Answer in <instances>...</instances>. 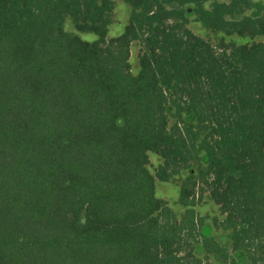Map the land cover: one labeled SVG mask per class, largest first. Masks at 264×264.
Wrapping results in <instances>:
<instances>
[{
  "label": "trees",
  "instance_id": "16d2710c",
  "mask_svg": "<svg viewBox=\"0 0 264 264\" xmlns=\"http://www.w3.org/2000/svg\"><path fill=\"white\" fill-rule=\"evenodd\" d=\"M123 1L107 38L113 0H0V264H213L227 249L200 231L205 192L231 250L264 264V7L228 19L250 0ZM188 8L262 40L212 46ZM67 17L96 39L65 32ZM181 170L179 220L155 178Z\"/></svg>",
  "mask_w": 264,
  "mask_h": 264
},
{
  "label": "rangeland",
  "instance_id": "374dc122",
  "mask_svg": "<svg viewBox=\"0 0 264 264\" xmlns=\"http://www.w3.org/2000/svg\"><path fill=\"white\" fill-rule=\"evenodd\" d=\"M213 1L220 3H228V0H212L205 3V8H210ZM114 8L112 12V21L108 27L107 38L115 37L119 35L124 26L127 23L130 13L129 6L123 0H113ZM264 7V0H250V6L245 9H235L227 16L228 19H239L243 16L257 17L261 13V9ZM186 16L188 18V28L197 36L201 37L205 41L209 42L212 46H218L221 41L226 44L234 45H250L254 42L262 40L261 37H241L236 34H225L220 30H212L205 27L199 22L196 16L191 12L190 8L187 9ZM63 29L65 32L75 34L81 39L86 41H92L96 37L89 33H81L77 31L70 18H65L63 21ZM138 50L139 45L137 42L132 43L130 48V66L132 73H136L138 69ZM168 114L171 113V109L167 108ZM201 159L203 164L207 163V156L201 153ZM148 169L151 174H155L158 166L161 163L160 157L150 152ZM187 170H181L177 175H174L169 181L162 182L155 178V196L167 201L169 207L174 212L176 217L180 220L184 212V207L179 204V185L180 182L186 177ZM196 213L204 218L203 226L201 228L202 234L208 237H213L221 246L227 249V256L223 257L218 254H211L209 256L210 262L213 264H251L247 255L243 251H232L231 242L229 239V232L215 227L213 220L218 221L223 219V216L219 214L218 207L212 202L210 196L205 192L202 196L200 203L195 206ZM191 241V239H188ZM193 242V241H192ZM194 253L203 258L204 252L200 244H195Z\"/></svg>",
  "mask_w": 264,
  "mask_h": 264
}]
</instances>
